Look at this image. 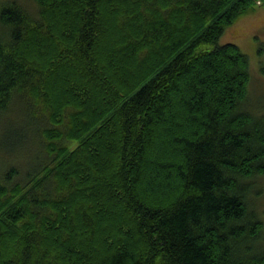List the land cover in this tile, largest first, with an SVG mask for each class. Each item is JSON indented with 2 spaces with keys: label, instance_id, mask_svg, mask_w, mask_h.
Wrapping results in <instances>:
<instances>
[{
  "label": "trees",
  "instance_id": "16d2710c",
  "mask_svg": "<svg viewBox=\"0 0 264 264\" xmlns=\"http://www.w3.org/2000/svg\"><path fill=\"white\" fill-rule=\"evenodd\" d=\"M27 1L0 0V123L29 129H0V264H264V106L217 44L264 2Z\"/></svg>",
  "mask_w": 264,
  "mask_h": 264
},
{
  "label": "rangeland",
  "instance_id": "374dc122",
  "mask_svg": "<svg viewBox=\"0 0 264 264\" xmlns=\"http://www.w3.org/2000/svg\"><path fill=\"white\" fill-rule=\"evenodd\" d=\"M16 1L30 8V3H28L27 0ZM260 1L264 2V0ZM226 43L235 44L243 54H246L249 60L251 78L254 76V85H252L250 91L253 93L256 102L259 101L260 104L264 106V5L256 4L251 12L242 15L232 26L227 27L217 44L221 45ZM22 112L25 113V107L13 103L9 112L10 116H6L3 119L0 123V129L9 127L11 130L23 128L24 131H28L29 129L27 130L26 125L24 126L26 119L23 120L24 114ZM33 117L35 121H40L41 125L45 124V115L42 113L40 107H36V115H33ZM35 152L36 149L31 146L28 147V151L25 154L22 155V153H24L22 152L18 157L25 156L21 159L25 161L28 157H34L33 155H35ZM22 161L20 162L17 158L16 161H14V166H17L22 172H25L26 167L21 168L19 164L22 163ZM6 162L7 160H5V157H0L1 165H4ZM262 208L264 209V206ZM263 214L264 211L262 212V215Z\"/></svg>",
  "mask_w": 264,
  "mask_h": 264
}]
</instances>
